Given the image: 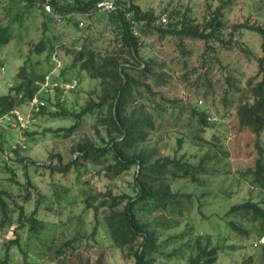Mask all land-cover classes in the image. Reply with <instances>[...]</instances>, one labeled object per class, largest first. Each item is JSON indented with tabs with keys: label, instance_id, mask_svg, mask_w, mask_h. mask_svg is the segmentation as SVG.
Listing matches in <instances>:
<instances>
[{
	"label": "rangeland",
	"instance_id": "374dc122",
	"mask_svg": "<svg viewBox=\"0 0 264 264\" xmlns=\"http://www.w3.org/2000/svg\"><path fill=\"white\" fill-rule=\"evenodd\" d=\"M99 1L63 0L57 22L38 1L0 0L9 40L0 43V97L21 74L35 75L46 102L37 111L17 100L23 124L0 116V222L3 203L10 220L0 227V264H137L143 236L120 246L108 220L137 197L141 170H117L112 140L154 171L155 190H170L165 204L140 201L134 211L153 235L146 264H264V245L254 247L261 219L232 211L264 209V126L244 122L259 102L263 39L237 27L264 28V0H116L171 20L168 33L142 25L137 53L122 38L119 10H94ZM134 127L142 135L128 143ZM89 148L100 152L80 155ZM163 164L166 175L155 171ZM213 248L218 255H201Z\"/></svg>",
	"mask_w": 264,
	"mask_h": 264
},
{
	"label": "trees",
	"instance_id": "16d2710c",
	"mask_svg": "<svg viewBox=\"0 0 264 264\" xmlns=\"http://www.w3.org/2000/svg\"><path fill=\"white\" fill-rule=\"evenodd\" d=\"M26 1H38L39 3L41 0H26ZM62 10H66L65 8H62ZM129 12H133L134 16L138 20H144V19H150L154 16L151 12H143L139 6L135 5L134 3H130L129 7H122L119 8V14L121 17L122 22V38L125 40L126 44L134 50V52L137 53L138 49V42L136 40V37H134L130 32V25L128 23V20L126 18V14ZM213 23V22H212ZM238 28L248 29L255 31L260 34V36L263 39V49H264V28L259 26H253L249 24H241L237 26ZM162 33H168L169 30L164 28H157ZM7 33V30H2L0 28V37H1V45H5L9 42L8 38L5 36ZM80 59V58H79ZM261 67L264 69V59L261 60ZM23 73L20 72V74ZM19 74V75H20ZM19 76L21 80L20 84L11 90V93H9L6 96L0 97V116L4 115L5 113L11 111L15 107H18L17 100L21 99L22 101H26L31 99L39 90L37 86H35L36 83L39 82L36 78H33L35 75L28 76L23 75ZM130 87L126 86L125 83H123L119 88V98H127L129 97ZM15 93V94H13ZM256 94L259 98V102L257 106L254 109L246 110V119L245 124L248 126L254 127L257 131H261L264 126V79L263 82H261L256 89ZM23 96L22 98L20 96ZM120 103V102H119ZM117 108H119L117 103ZM142 134H140L138 129L132 128L128 133L125 134V141L128 143L133 142L134 140L138 139ZM113 145L111 146L112 149L115 151H118V160H119V168H117L118 171L123 172L130 168L133 164H138L139 169L141 170L136 178V183L139 187V192L137 194V197L135 199H129L125 206V211L121 215L120 218H117L116 220L113 218H110L108 220V224L110 226V229L112 231V235L114 237V240L117 244L120 246L130 245L133 244L138 237L143 236V249L136 254V261L137 264H146L145 261V251L152 248L153 245V235L151 232L147 230L149 228L148 224H140V221L138 220L136 214H135V208L136 205L140 201H146V200H163L164 204L165 202L170 198V190L169 187L161 186L160 190H155L154 182L156 179L152 178L154 171H150V169L146 168L145 161L141 159V157H129L123 154L120 149V144L117 140H112ZM106 150H103L102 152H105ZM100 152L97 149L89 148L84 149L82 152H80V155L87 156L89 153H92L93 155ZM177 167L176 165H174ZM166 164H163L159 167V170L157 173L161 174H167L169 171L166 170ZM259 172L260 174L264 173V164L260 160L258 162ZM56 169L60 173H65L69 171L70 166H57ZM182 169V166L180 167ZM186 171H189V166L186 169ZM118 201V200H117ZM115 206L119 205L114 202ZM234 210L237 209H252L261 219V228L264 230V209L260 208L257 204L253 203H245L239 206H236L232 208ZM3 211V219L0 222V227L5 226L8 222H10L8 213H7V205L3 203L2 206ZM38 212V208L34 210V212L31 214L28 221L31 223V228L33 230H38L41 227V224L39 220L36 218ZM24 217L23 212L20 213L19 220L22 222ZM23 223V222H22ZM21 223V224H22ZM24 225V223L22 224ZM17 243V242H16ZM218 248H213L212 250H205L202 252V256H216L218 255ZM8 259V258H7ZM210 262H213V260H210ZM209 262V263H210ZM197 264V262H194ZM5 264H9L6 260Z\"/></svg>",
	"mask_w": 264,
	"mask_h": 264
},
{
	"label": "built area",
	"instance_id": "2783aa9c",
	"mask_svg": "<svg viewBox=\"0 0 264 264\" xmlns=\"http://www.w3.org/2000/svg\"><path fill=\"white\" fill-rule=\"evenodd\" d=\"M62 1L63 0H41L40 5L42 6L43 11L48 16H50L53 20L59 22L65 17L61 8ZM122 7H129V5H122ZM119 8L120 6L118 5L116 0H100L95 5L94 10L111 13L118 11ZM126 18L130 25V32L134 37L140 36V27L142 25L151 26L154 28L168 29L171 24V20L168 14H163L160 16L154 15L150 19L138 20L135 18L133 12H129L126 14ZM85 26V20L80 18L79 27L84 28ZM43 90H45V87H42V91ZM39 92L40 90H38L37 93L31 99L25 101L37 111L46 106V102L39 98ZM20 97L22 98L23 96L21 95ZM7 114H13L22 124L25 121V117L22 115L19 107H15ZM262 245H264V236L254 243V247L259 248Z\"/></svg>",
	"mask_w": 264,
	"mask_h": 264
}]
</instances>
